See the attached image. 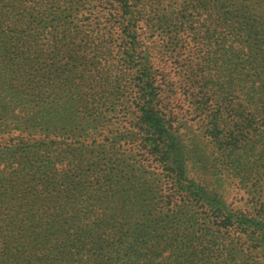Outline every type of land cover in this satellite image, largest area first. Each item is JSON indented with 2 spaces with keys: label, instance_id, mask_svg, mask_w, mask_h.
<instances>
[{
  "label": "rangeland",
  "instance_id": "374dc122",
  "mask_svg": "<svg viewBox=\"0 0 264 264\" xmlns=\"http://www.w3.org/2000/svg\"><path fill=\"white\" fill-rule=\"evenodd\" d=\"M199 1L23 0L11 20L0 0V264H264V94L246 95L258 72L242 62L264 48V13L247 6V38ZM145 58L180 189L133 135ZM189 179L226 208L189 197ZM107 210L114 238L84 232Z\"/></svg>",
  "mask_w": 264,
  "mask_h": 264
},
{
  "label": "trees",
  "instance_id": "16d2710c",
  "mask_svg": "<svg viewBox=\"0 0 264 264\" xmlns=\"http://www.w3.org/2000/svg\"><path fill=\"white\" fill-rule=\"evenodd\" d=\"M64 1H70V0H64ZM214 1V2H213ZM236 1V2H235ZM242 2L247 3L246 5H242ZM251 2H254L255 5H251V10H258L257 6L260 7V11L264 13V0H210L208 5L204 3L203 0H200L198 3V7L200 10L206 9L207 11H211L212 14H218L219 16L222 14L227 13V16L230 17V22L232 23L230 27L231 33H241L244 34L247 38L254 35H257L258 30H255L256 24L258 23L257 19H255L258 15L255 16V18L250 17V15L247 13V6L250 5ZM257 4V6H256ZM23 5V0H1V16L7 15L9 19L16 20L15 14H13V11L17 9L18 7H21ZM226 6V9H225ZM227 10V11H226ZM7 11V12H6ZM6 12V13H4ZM222 13V14H221ZM127 21L128 24H125V26H129L131 19L128 17ZM220 23L224 25L225 22L222 21V18H220ZM210 26H212V23L207 24V29L204 32L203 37L205 36V41H210L211 34H210ZM36 45V43H35ZM255 50H249L248 51V57L250 53H253L250 60H248V57L242 62L244 63L245 70H251V69H257L258 76L256 79H258V84L255 86L253 90L246 93L248 97L252 96L254 93L257 94H264V48L261 47V42H256L255 44ZM63 52L66 50V47L61 49ZM32 54V53H31ZM73 56V59L76 61L77 54L75 51L73 53H70ZM33 56L32 58L39 57L42 55L41 51L37 47L33 49ZM29 57H26L25 60H28ZM29 59V60H31ZM229 59V58H228ZM34 62L32 61V65ZM139 67L137 68L141 73H143L144 77L138 78V82L134 83L138 91H140L139 100L136 101L135 105L139 109V121L135 125V130L133 131V135L139 139V142L142 144L143 147H146L153 155L156 157L159 161H161L162 164H164L165 168L168 172V179L170 182L173 183V185H176V189H180L181 186V179L182 175L185 174V168L183 164L182 159V146L178 139L176 128L169 123V120L165 118L163 115H161L160 110L158 107H156V103L154 101L155 96L158 94L159 86L155 84L154 78L152 75V70L150 66L149 60L142 59L139 62ZM55 74L52 72V75ZM261 74V75H260ZM243 77L247 76V73L242 75ZM227 82L232 83V80H228ZM10 85V83H9ZM222 87V85H220ZM225 88V87H224ZM253 88V87H252ZM59 91V89H58ZM249 104L251 102L249 101ZM254 112L252 113L253 118H256V120L260 121L261 124H264V101L263 98H261L260 105L257 101L254 103ZM223 109L219 108L217 109L218 113H221ZM215 118V117H214ZM237 140V138H236ZM234 140V141H236ZM189 185L191 187V191L189 193V197L193 198L194 200L200 201L204 207L210 208L213 213H219L220 211H223L224 208H226L225 203L222 202L223 200L220 198V196L210 189V187H205L204 185H200L199 183L195 182L193 179H189ZM70 192V190H69ZM103 192H100L99 198H107L100 197L102 196ZM8 194V193H7ZM197 196V197H196ZM36 199H41V194L37 193L35 195ZM73 195L71 194L66 199L69 201H72ZM48 200H50L47 197ZM203 199V200H199ZM112 211V210H111ZM111 211L107 210L101 215H98L99 217L96 222L91 226L89 229H85L84 232L90 233L93 231L94 234L99 235L102 232H107L111 238H114L115 234L118 232L116 230H113L112 232L107 231L105 229V225H110V215ZM213 217H217V214H212ZM242 223V221L240 220ZM262 226L261 229L264 228V220L260 223ZM84 230V229H83ZM99 231V232H98ZM86 239L80 243L79 246H84L86 243ZM41 249V248H39ZM155 251L152 252V254ZM38 261H41V257L38 258ZM150 262V259L147 260ZM101 262V259H100ZM87 264V263H85ZM147 264V263H143ZM177 264V263H176Z\"/></svg>",
  "mask_w": 264,
  "mask_h": 264
}]
</instances>
